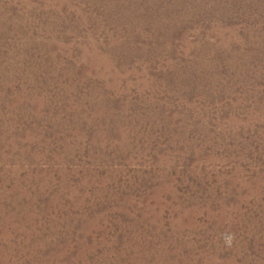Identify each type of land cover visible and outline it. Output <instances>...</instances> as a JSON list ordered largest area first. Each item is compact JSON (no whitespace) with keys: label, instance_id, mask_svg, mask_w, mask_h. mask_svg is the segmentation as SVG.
Segmentation results:
<instances>
[{"label":"rangeland","instance_id":"obj_1","mask_svg":"<svg viewBox=\"0 0 264 264\" xmlns=\"http://www.w3.org/2000/svg\"><path fill=\"white\" fill-rule=\"evenodd\" d=\"M0 264H264V0H0Z\"/></svg>","mask_w":264,"mask_h":264}]
</instances>
